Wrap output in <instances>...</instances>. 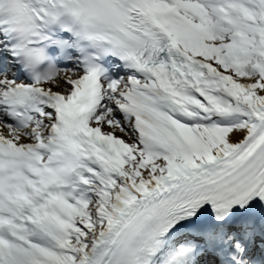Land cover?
<instances>
[{"label": "snow or ice", "instance_id": "6c2138e0", "mask_svg": "<svg viewBox=\"0 0 264 264\" xmlns=\"http://www.w3.org/2000/svg\"><path fill=\"white\" fill-rule=\"evenodd\" d=\"M0 264H264V0H0Z\"/></svg>", "mask_w": 264, "mask_h": 264}]
</instances>
